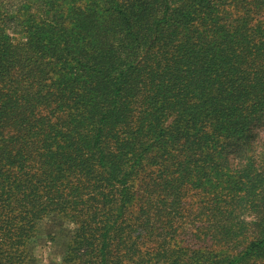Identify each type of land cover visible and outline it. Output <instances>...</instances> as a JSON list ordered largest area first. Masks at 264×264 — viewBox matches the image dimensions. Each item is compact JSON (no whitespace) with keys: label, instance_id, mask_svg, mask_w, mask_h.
Masks as SVG:
<instances>
[{"label":"trees","instance_id":"1","mask_svg":"<svg viewBox=\"0 0 264 264\" xmlns=\"http://www.w3.org/2000/svg\"><path fill=\"white\" fill-rule=\"evenodd\" d=\"M257 131L264 0H0V264H264Z\"/></svg>","mask_w":264,"mask_h":264},{"label":"rangeland","instance_id":"2","mask_svg":"<svg viewBox=\"0 0 264 264\" xmlns=\"http://www.w3.org/2000/svg\"><path fill=\"white\" fill-rule=\"evenodd\" d=\"M257 135L258 136H257V139H256V144L259 143V146H260V144L262 143V141L264 139V134L262 132H260V131H257ZM59 236H61V235H59ZM59 239H58V241H61ZM37 246L41 247L40 255L43 258L42 264H52L51 262L53 261V256H52L53 254L50 251V247L48 246V244H44L43 242H40V244H37ZM37 250H38V248L35 249V252H37ZM38 253H39V251H38Z\"/></svg>","mask_w":264,"mask_h":264}]
</instances>
